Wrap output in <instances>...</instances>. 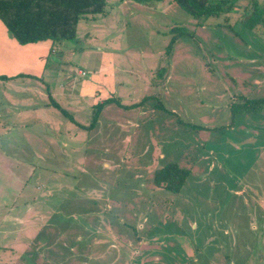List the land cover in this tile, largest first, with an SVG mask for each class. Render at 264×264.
<instances>
[{
  "label": "rangeland",
  "instance_id": "374dc122",
  "mask_svg": "<svg viewBox=\"0 0 264 264\" xmlns=\"http://www.w3.org/2000/svg\"><path fill=\"white\" fill-rule=\"evenodd\" d=\"M111 1L103 30L87 34L86 18L76 39L40 51L17 56L0 34V75L18 81L0 79V264H264V153L246 147L222 162L228 175L202 180L208 161L196 163L204 151L213 167L206 147H229L238 123L263 119L247 143L264 141V106L231 116L264 97V0L200 18L172 0ZM108 99L119 102L97 112ZM171 163L192 171L185 194L155 181ZM234 182L255 199L231 194Z\"/></svg>",
  "mask_w": 264,
  "mask_h": 264
},
{
  "label": "trees",
  "instance_id": "16d2710c",
  "mask_svg": "<svg viewBox=\"0 0 264 264\" xmlns=\"http://www.w3.org/2000/svg\"><path fill=\"white\" fill-rule=\"evenodd\" d=\"M135 2H149L153 0H132ZM165 1V0H155ZM190 15L200 18L202 16L216 17L231 11L237 0H221L210 3L208 0H172ZM108 0H0V17L5 23L10 35L19 44L26 45L42 41L61 44L76 38V27L80 18L104 14ZM255 13L248 19L254 26L261 16L257 1L254 3ZM183 29L175 28L172 32ZM179 35L170 41L167 51L170 53ZM25 74L20 73L19 76ZM16 76L1 74L0 79L9 80ZM108 99L97 104V112L108 102ZM119 102L117 100H114ZM121 104V103H120ZM264 105V97L249 99L235 105L234 112L240 110L253 111ZM121 106H125L122 105ZM96 118L98 114L95 115ZM188 170L176 163L167 164L156 171L155 181L166 184V188L174 193L181 191L188 177Z\"/></svg>",
  "mask_w": 264,
  "mask_h": 264
},
{
  "label": "crops",
  "instance_id": "0c3cea01",
  "mask_svg": "<svg viewBox=\"0 0 264 264\" xmlns=\"http://www.w3.org/2000/svg\"><path fill=\"white\" fill-rule=\"evenodd\" d=\"M125 2H127L128 3V1L127 0H124ZM112 1L111 0H108V4H107V8L108 9H111V8H113V7H118V5H116L115 3H111ZM122 5V4H121ZM106 14H107V12H106ZM103 17H101V15H93V16H91V15H89V16H85V17H82V18H80V20H79V22H78V24H77V27H76V35L78 36V34L80 35V32H79V24H80V22L81 21H84L86 18H88V19H90L91 20V22L93 23V26H90L89 27V31H87V34L89 33V32H92L91 30H90V28H93L94 29V32H99L98 31V29H99V27H101V26H94V24L96 23V22H98L99 20H100V17L102 18L101 19V21L105 24V20H106V18H108L107 16H105V15H102ZM102 23V24H103ZM101 29L103 30V27H101ZM7 31H8V29H7V27H6V25H5V23L3 22V20H2V18L0 17V34L1 33H7ZM9 32V31H8ZM81 35H82V33H81ZM77 36H76V38H77ZM12 37V36H11ZM75 38V39H76ZM9 40V42H13V43H15V44H17V46L18 47H16V50H17V52H19V54L17 55V56H23L22 55V52H25V50H27V49H30L29 47L30 46H35L34 48H31V49H33V50H35V51H40V50H42V49H45L46 47H44L45 46V42H47V41H42V42H38V43H32V44H26V45H22L21 46V44H19L18 43V41L15 39V38H13L12 37V39L11 38H9L8 39ZM19 47L21 48L20 49V51H19ZM6 52H9V51H6ZM2 55V54H1ZM48 56V55H47ZM43 57H46V56H43ZM6 58H3V57H0V66L1 65H5V62H6ZM44 61H46V60H44ZM51 62V61H50ZM38 65H41V66H44L45 64H43L42 63V61L38 64ZM51 66V65H50ZM5 81V83H9L10 82V84H15V83H17L18 81H15V80H11V79H9V81L8 80H4ZM4 81H2V83L4 82ZM259 98H261V97H259ZM256 99V98H255ZM245 100V99H244ZM245 102V101H244ZM244 102H241L240 104H242V103H244ZM238 103H235L234 104V109H235V105H237ZM264 106V105H263ZM163 110H166L165 109V107L164 106H160ZM262 108V106L260 107V108H258V109H256V110H253L254 112H259V110ZM242 111H244V110H240V111H235L234 112V110H233V112L235 113V114H232L231 116H232V121L238 116V115H242L243 116V113H242ZM251 113H253V112H251ZM251 120V119H250ZM258 120V119H257ZM244 121V120H243ZM242 121V122H243ZM251 121H254V120H251ZM250 121V123H254V122H251ZM255 121H256V117H255ZM262 121H263V119H261V124H262ZM241 122V123H242ZM239 124V123H238ZM237 124V125H238ZM247 124H249V123H247ZM255 124V123H254ZM257 125V124H255V126L254 127H252V126H243V128H237V125L235 126V127H232V128H230V135H231V137H229V139H227L226 141H225V143L229 146V147H225V146H223V147H220L219 149H215V148H208V147H206L207 148V150H210V149H214V156H215V162H214V164H213V167H210L211 166V159H210V157H205V152L204 151H202L200 154H199V158H198V160L196 161V163L197 162H199L200 160H207L208 161V166H207V168H206V170L203 172V173H201L200 175H197V180H202L201 179V177L202 178H207V177H209L210 176V173L211 172H214L215 170H219V171H223V172H225V174H227L226 172L227 171H229V169L222 163L223 161L225 162V160L224 159H229V158H231V157H239V156H241V158H240V160H244V156H245V154H242L243 153V151L244 150H246L245 148L246 147H254V149L255 148H258L259 149V151H260V154H259V156L261 157L262 155H263V153H264V146H261V145H264V141L262 142V140L260 141V144H258V145H256L255 146V144H254V146H248L250 143H247V139L248 138H255L254 140H257L258 138H257V136H259L258 135V133L257 134H255V133H253V136H251V131H249L248 130V128H254L256 131H259V130H261L262 129V125ZM200 129H205V128H200ZM237 132H239V134L237 133ZM247 132H249V135L247 136V137H245L246 135H247ZM232 133H237V135H232ZM243 133V134H242ZM256 143H258V141L256 142ZM242 154V155H241ZM201 155V156H200ZM167 165V164H166ZM191 172L192 171H189L188 170V173L189 174H191ZM188 174V175H189ZM228 175V174H227ZM234 177H236L235 175H233ZM194 177H188L187 178V183H188V181H190L191 179H193ZM236 180H238L237 178H236ZM51 182V181H50ZM50 182L48 183V185H50ZM63 184H64V182H63ZM68 184V182H65V184L64 185H67ZM211 185H213L214 186V183L212 182L211 183ZM186 187H184L183 189H185ZM183 189L180 191V192H178L177 193V195H181V194H185L186 192H183ZM172 192V191H171ZM230 193L231 194H233L235 197H238V199H242V200H245L246 201V199H249V198H251L249 195H251V194H253L252 193V191H250V190H246V188L245 187H243V186H241V185H239V183H237V182H234L233 184H232V186L230 187ZM243 196H244V198H243ZM252 199V201L255 199V196L253 197V198H251ZM257 199V198H256ZM263 206V205H262ZM252 208V207H251ZM250 208V209H251ZM251 210H253V209H251ZM253 215H255V214H253ZM208 216H209V218H208ZM206 219H207V221H208V224L210 225L211 223H210V213H208V215H207V217H206ZM206 222V221H205ZM206 224H207V222H206ZM225 227H227V228H225ZM233 227H235V226H233ZM197 228H198V226L196 225V227H194L193 225H192V229L193 230H197ZM236 228V227H235ZM237 230L239 231V228L237 227ZM236 230V231H237ZM223 231H224V233L227 235V233L229 232V226L228 225H225L224 227H223ZM228 244H230V247L234 250V251H246L247 249H248V247H249V244L245 241V240H239V241H233V242H231V243H228ZM236 253V252H235ZM219 249H218V247H216V249H215V252H214V255H213V257H212V259H210L211 260V263H219V262H221V260H220V258H219ZM214 260L215 261H217V262H214Z\"/></svg>",
  "mask_w": 264,
  "mask_h": 264
}]
</instances>
